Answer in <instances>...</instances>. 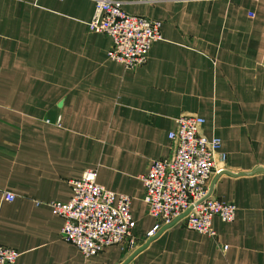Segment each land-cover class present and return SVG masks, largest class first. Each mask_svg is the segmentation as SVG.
<instances>
[{
  "label": "crops",
  "instance_id": "1",
  "mask_svg": "<svg viewBox=\"0 0 264 264\" xmlns=\"http://www.w3.org/2000/svg\"><path fill=\"white\" fill-rule=\"evenodd\" d=\"M117 1L162 23L134 69L87 28L92 0H0V244L19 253L15 264L123 263L157 222L141 176L170 155L175 119L194 114L200 133L221 139L224 169L247 173L208 181L234 219L213 217L214 237L178 219L127 264H264V171L249 173L264 168V0ZM87 169L131 197L134 250L86 258L62 239L49 203L68 200Z\"/></svg>",
  "mask_w": 264,
  "mask_h": 264
},
{
  "label": "built area",
  "instance_id": "2",
  "mask_svg": "<svg viewBox=\"0 0 264 264\" xmlns=\"http://www.w3.org/2000/svg\"><path fill=\"white\" fill-rule=\"evenodd\" d=\"M92 1L95 9L87 28L109 37L108 58L128 69L144 64L152 43L161 39V21L130 15L122 9L121 1ZM203 123L200 115H179L175 128L168 133L174 143L170 155L153 160L141 176L143 200L157 221L148 237L184 212L180 219L188 228L210 237L216 234L211 224L213 217L223 222L234 219L233 202L206 196L208 181L213 173L224 170L227 153L221 149L219 137L200 133ZM70 185L68 200L49 203L63 219L62 239L74 244L86 258L113 244L134 250L131 197L99 184L94 169L85 170ZM3 198L11 201L14 196L4 193ZM18 255L15 249L0 244V264H15Z\"/></svg>",
  "mask_w": 264,
  "mask_h": 264
},
{
  "label": "water",
  "instance_id": "3",
  "mask_svg": "<svg viewBox=\"0 0 264 264\" xmlns=\"http://www.w3.org/2000/svg\"><path fill=\"white\" fill-rule=\"evenodd\" d=\"M258 171H264V168L263 167H256L253 171L249 172V173H254V172H258ZM222 173H227V174H230V175H243V174H247V173H244V172H240V173H234V172H231V171H228V170H223L220 172V174ZM217 178V177H216ZM216 178L213 180L212 182V185L209 187L207 193H206V196H209L212 192V188H213V184L216 180ZM186 214V212L182 213V215L180 217H178L177 219H175L174 221H172L170 224L168 225H165L163 226L162 228L159 229V231H157V233H155L154 235L150 236L143 245H141L140 247L136 248L133 253L121 264H127V262L129 260H131L139 251H141L142 249H144L151 240H153L160 232H162L164 229H166L167 227L173 225L178 219L182 218L184 215Z\"/></svg>",
  "mask_w": 264,
  "mask_h": 264
}]
</instances>
